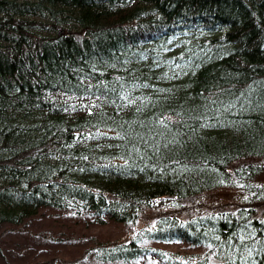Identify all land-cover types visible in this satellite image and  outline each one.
<instances>
[{"label":"trees","instance_id":"trees-1","mask_svg":"<svg viewBox=\"0 0 264 264\" xmlns=\"http://www.w3.org/2000/svg\"><path fill=\"white\" fill-rule=\"evenodd\" d=\"M262 172L264 0H0V228L47 210L133 224L166 200L89 255L264 264ZM230 190L236 211L176 215Z\"/></svg>","mask_w":264,"mask_h":264},{"label":"rangeland","instance_id":"rangeland-1","mask_svg":"<svg viewBox=\"0 0 264 264\" xmlns=\"http://www.w3.org/2000/svg\"><path fill=\"white\" fill-rule=\"evenodd\" d=\"M255 182L264 188V172ZM244 201L245 195L241 192L218 191L204 194L183 204L178 208L176 215L179 217L194 215L201 213L199 211L206 214L226 210L236 211ZM167 205L172 204L166 200L151 203L142 213L137 214L133 224L98 222L88 213L81 214L67 210L43 211L36 219L28 220L24 226L0 228V264H100L89 255L92 250L95 251L101 244L133 238L141 229L150 228L159 215L175 213ZM258 209L255 207L256 211H259ZM142 245L166 252L194 251L182 243L162 244L144 241ZM128 264H162V262L153 257H143Z\"/></svg>","mask_w":264,"mask_h":264},{"label":"bare ground","instance_id":"bare-ground-1","mask_svg":"<svg viewBox=\"0 0 264 264\" xmlns=\"http://www.w3.org/2000/svg\"><path fill=\"white\" fill-rule=\"evenodd\" d=\"M176 23V22H175Z\"/></svg>","mask_w":264,"mask_h":264}]
</instances>
